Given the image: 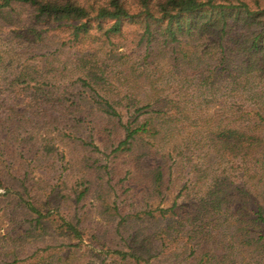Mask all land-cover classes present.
Here are the masks:
<instances>
[{"label":"rangeland","instance_id":"obj_1","mask_svg":"<svg viewBox=\"0 0 264 264\" xmlns=\"http://www.w3.org/2000/svg\"><path fill=\"white\" fill-rule=\"evenodd\" d=\"M15 8L29 23L30 11ZM3 24L0 36L8 38L16 28ZM142 36V26L125 23L123 33L111 40L94 30L73 44L68 31L55 30L34 52L3 55L5 63L13 58L14 66H0V120L12 116L16 124L0 129V264H264V250L252 243L254 228L246 229L251 219L239 216L238 174L235 191L222 196V210L213 209L218 161L199 132L217 125L221 94L208 98L197 113L188 110L187 118L175 117L183 121L170 132L163 130L157 141L145 140L132 152H114L123 129L97 107L95 92L79 79L88 80L86 67L95 64L99 79L92 87L118 103L125 123L130 118L126 95L142 105L161 97L197 106L205 103L196 92L205 75L220 77L217 86L237 87L245 100L257 97L261 82L248 84L242 72L235 80L241 58L231 72L204 42L189 38L202 46L187 60L163 34L151 43ZM26 64L40 65L48 77L40 82L41 90L34 83L12 82ZM188 141L186 157L174 151ZM159 166L165 170L162 194L152 179ZM176 201L178 214L161 218L157 209ZM202 201L208 208L197 218ZM29 203L49 218L38 223ZM63 220L76 226L80 237Z\"/></svg>","mask_w":264,"mask_h":264},{"label":"trees","instance_id":"obj_2","mask_svg":"<svg viewBox=\"0 0 264 264\" xmlns=\"http://www.w3.org/2000/svg\"><path fill=\"white\" fill-rule=\"evenodd\" d=\"M261 1L135 0L132 4L128 0H87L86 2L0 0V21L4 23V26L16 28L9 33V35L12 34L11 37L8 34V38L0 36V66L6 70L14 66L13 58L8 63L4 62V54L10 55L12 52L27 50L34 52L39 49V44L45 42L46 34L55 30L68 31L69 41L78 44L91 36L94 30H98L107 40H111L112 36L121 35L125 23H128L142 26V41L146 39L148 43H151L158 33L163 34L167 43L170 40V43L179 45L176 52L187 60L196 56L195 49L202 46L194 45L189 38L197 40L196 42H204L206 47L213 48L212 55L218 54L219 60L221 59L223 64L229 66L231 72L238 68L237 59L241 58V67L238 68V74L234 79L238 80L246 74L245 79L248 84H253L255 81L261 82L257 97H263L264 19L261 18H264V8ZM16 6L30 11L29 23H24L25 21L18 17L19 14L16 15ZM108 22H111L109 27L106 25ZM206 42L210 45H206ZM186 47H191V50L187 51ZM85 57L90 59L92 55L88 54ZM38 64L37 66L24 65L12 82L31 84V86L34 83L37 90H41L40 82L47 81L48 77L44 71L40 72L41 66ZM96 68L101 70L98 64ZM86 70L88 80H79L83 86L95 92L93 100L97 107L110 117L109 120L115 119L123 129L124 138L114 152H132L141 143L144 145L145 140L157 141L163 135V130L170 132L183 121L175 117L187 118L188 110L195 114L198 112L197 108L202 109L203 106L208 105L206 104L208 98L221 94L222 103L218 105L214 114L219 117L217 125L214 129L204 127L199 132L203 134L205 146L213 154V160L218 161L216 172L219 175L214 179L217 190L215 193L218 197L212 201L213 209L222 210L226 194L235 191L233 178L238 174L242 183L237 189L241 195L239 216L251 219V225H248L246 229L254 228L252 233L255 237L252 243L264 250L262 231L264 230V198H262L264 195V100H256L257 97L245 100L237 87L217 86L215 81H219L220 77L214 79L212 75H205L200 77L196 88V92L204 98L205 103L202 101L197 106L195 102L190 105H178L177 102L159 97L155 102L142 105L133 97L126 95L125 108L130 118L125 123L117 109L118 103H112L103 98L92 87V83L98 84L99 79L95 64L86 67ZM241 72L244 75H240ZM12 118L9 116L1 119L0 129L10 130L16 124ZM188 143L189 141L184 144L181 142L175 146L174 151L178 150L182 157H186L183 152L188 148ZM149 152L147 151L143 157ZM152 174L155 190L158 194H162L165 184L164 166H159ZM201 205L202 207L196 213L197 218L203 213L202 209L208 208L203 201ZM27 207L38 214V223L50 216L49 213L42 214L30 203ZM179 208L180 205L176 201L172 207L158 208L157 211L161 218H167V216H176ZM63 222L68 231L80 237L76 226L65 220ZM244 222H246L245 219ZM118 254L123 258L140 260L134 254L122 252Z\"/></svg>","mask_w":264,"mask_h":264}]
</instances>
